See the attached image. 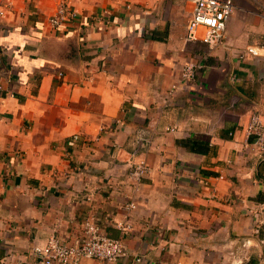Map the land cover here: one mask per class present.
I'll return each instance as SVG.
<instances>
[{"label":"crops","instance_id":"obj_1","mask_svg":"<svg viewBox=\"0 0 264 264\" xmlns=\"http://www.w3.org/2000/svg\"><path fill=\"white\" fill-rule=\"evenodd\" d=\"M59 1L0 0V258L90 222L121 238L117 264H232L249 236L242 264H264V155L244 146L264 115V0H233L214 46L187 37L193 0H65L77 16L55 29Z\"/></svg>","mask_w":264,"mask_h":264},{"label":"built area","instance_id":"obj_2","mask_svg":"<svg viewBox=\"0 0 264 264\" xmlns=\"http://www.w3.org/2000/svg\"><path fill=\"white\" fill-rule=\"evenodd\" d=\"M264 7V6H263ZM236 5L233 0H193V7L186 24L188 39H199L210 46L222 43L226 28V21L235 11ZM4 11L0 9V16ZM77 16V12L64 0L58 2L54 13L49 17L48 22L52 28L59 29L65 27L68 22ZM264 19V16H263ZM246 54L257 56L258 47L248 46L245 51L240 52L243 57ZM196 63H186L181 68V82L184 88L191 85L196 78ZM177 85H171L168 95L172 96ZM244 146L252 147L260 154L264 155V115L260 112L250 114L245 126ZM74 138H77L75 135ZM147 139L141 134L136 139L137 147H145ZM148 165L144 160L135 164L130 171V176L139 181L148 172ZM90 198V196L88 197ZM130 207H134L131 202ZM255 213V221L251 232L258 235L264 217L261 212L263 204L258 205ZM252 245L250 236L243 239L240 246L231 249L229 255L232 264H242L246 259L247 249ZM129 255L121 238H115L101 231L96 224L86 222L84 224L83 236L73 243L51 235L44 243H35L27 250L26 255L8 252L0 258V264H80L83 258H91L103 261L105 264H117ZM142 255H137L132 264H137L142 260Z\"/></svg>","mask_w":264,"mask_h":264},{"label":"trees","instance_id":"obj_3","mask_svg":"<svg viewBox=\"0 0 264 264\" xmlns=\"http://www.w3.org/2000/svg\"><path fill=\"white\" fill-rule=\"evenodd\" d=\"M191 148L197 151H202L204 150V145L201 142H197L196 145H192Z\"/></svg>","mask_w":264,"mask_h":264},{"label":"rangeland","instance_id":"obj_4","mask_svg":"<svg viewBox=\"0 0 264 264\" xmlns=\"http://www.w3.org/2000/svg\"><path fill=\"white\" fill-rule=\"evenodd\" d=\"M60 1H62V0H60ZM60 1H59V2H60ZM64 1H65V0H64ZM66 2H67V1H66ZM67 3H68V2H67ZM57 4H58V3H57ZM68 5H69V4H68ZM56 6H57V5H56ZM69 6H70V5H69ZM70 7H71V6H70ZM55 8H56V7H55ZM54 11H55V10H54ZM53 13H54V12H53ZM50 16H51V15H50ZM50 16H49V17H50ZM48 19H49V18H48ZM48 23H49V22H48Z\"/></svg>","mask_w":264,"mask_h":264}]
</instances>
